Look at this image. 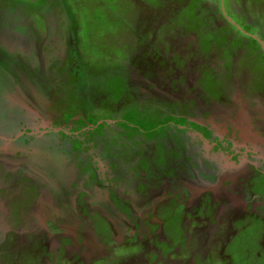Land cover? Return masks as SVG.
I'll use <instances>...</instances> for the list:
<instances>
[{
	"label": "rangeland",
	"instance_id": "1",
	"mask_svg": "<svg viewBox=\"0 0 264 264\" xmlns=\"http://www.w3.org/2000/svg\"><path fill=\"white\" fill-rule=\"evenodd\" d=\"M0 264H264V0H0Z\"/></svg>",
	"mask_w": 264,
	"mask_h": 264
}]
</instances>
